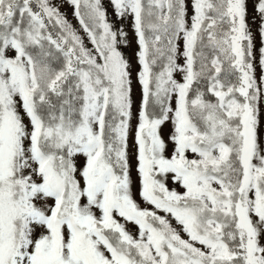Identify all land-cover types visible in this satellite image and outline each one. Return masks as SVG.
Listing matches in <instances>:
<instances>
[{
	"label": "snow or ice",
	"instance_id": "snow-or-ice-1",
	"mask_svg": "<svg viewBox=\"0 0 264 264\" xmlns=\"http://www.w3.org/2000/svg\"><path fill=\"white\" fill-rule=\"evenodd\" d=\"M0 264H264V0H0Z\"/></svg>",
	"mask_w": 264,
	"mask_h": 264
},
{
	"label": "rangeland",
	"instance_id": "rangeland-1",
	"mask_svg": "<svg viewBox=\"0 0 264 264\" xmlns=\"http://www.w3.org/2000/svg\"><path fill=\"white\" fill-rule=\"evenodd\" d=\"M69 18L71 19V13H70V10H69ZM73 23H75V21L73 20ZM258 42H259V38H258ZM258 73H259V70H258ZM133 179L134 181L136 182V188H138V180L136 178V175H135V168H133ZM137 199L139 200V197L137 196Z\"/></svg>",
	"mask_w": 264,
	"mask_h": 264
}]
</instances>
